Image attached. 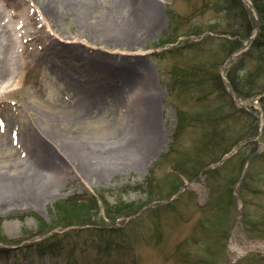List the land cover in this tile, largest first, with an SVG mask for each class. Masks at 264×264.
I'll list each match as a JSON object with an SVG mask.
<instances>
[{
  "label": "rangeland",
  "instance_id": "374dc122",
  "mask_svg": "<svg viewBox=\"0 0 264 264\" xmlns=\"http://www.w3.org/2000/svg\"><path fill=\"white\" fill-rule=\"evenodd\" d=\"M42 1L0 0V42L12 19L13 37L22 44L29 38L30 62L0 96V174L24 178L25 134L40 152L49 147L44 128L57 122L111 166L102 175L96 163L66 164L70 149L52 145L60 170L45 199L32 202L24 187L17 197L0 195V240L7 243L0 241V264H264V93L252 97L264 90V22L252 0L239 1L247 12L240 16L229 0H154L159 23L134 42L118 29L105 40L85 31L108 30L127 12L137 21L125 30L147 28L138 0L126 1L119 14L117 0H70L73 8L59 4L47 20ZM93 2L82 19L80 9ZM244 17L253 27L250 41L240 40ZM110 67L124 70L114 79ZM72 79L100 101L77 121ZM115 83L124 87L120 99L105 93ZM145 83L154 102L146 135L139 116ZM120 131L135 150H151L140 165H127L128 150L110 152ZM179 164L186 171L176 170ZM176 176L181 185L167 193ZM78 196L96 202L87 223L76 219L85 207L63 204ZM118 199L137 209L111 220L105 208ZM57 202L63 205L56 209ZM57 215L70 216V226H54Z\"/></svg>",
  "mask_w": 264,
  "mask_h": 264
},
{
  "label": "bare ground",
  "instance_id": "6f19581e",
  "mask_svg": "<svg viewBox=\"0 0 264 264\" xmlns=\"http://www.w3.org/2000/svg\"><path fill=\"white\" fill-rule=\"evenodd\" d=\"M126 1L128 0H117L115 3V9L117 10V13L119 14L124 7L127 5ZM68 4L69 6L72 5L70 0H43L40 3V10L42 12L43 18L45 20L51 18L55 14V7H58L59 4ZM139 6L141 7L140 11H142L144 17H145V23L148 26L147 28L144 27H135L134 29H129L128 31L125 30V27L136 25L135 18L133 16L134 13L127 12L126 16L124 18L119 19L120 24L114 23L111 21L108 25L110 28L108 30L105 29V31L101 30L105 26L100 27V32H92V30H86L85 35L87 38L94 39L100 38V40H105L104 34L109 36L111 30L118 29L121 31V33L124 35L129 34L127 37L129 41L134 42L138 41L140 38H143L150 33H152V28L156 27L159 23V13H158V6L154 0H138ZM6 5L9 6L8 2H6ZM18 4H15V6ZM96 6L95 2L93 3H87L84 7L80 9L81 11V18L84 19L89 15L91 9H93ZM74 5H72V8ZM75 9V8H74ZM3 17H5L6 14H3ZM8 16V15H7ZM12 17V15H10ZM115 16V15H114ZM137 21V20H136ZM13 21L10 19L5 27V33L2 34L6 36V40L3 39L2 42H0V96L4 95L8 92L9 87L13 85L14 83L18 82L20 79V75L22 73H25L27 68L29 67L30 62L26 58V52L25 47L27 46V42L29 38L24 40V43H20V40L18 38L13 37V34H15V30L13 26ZM127 25V26H126ZM133 25V26H134ZM2 27V26H0ZM16 27V26H15ZM25 35L27 33H24ZM1 35V36H2ZM22 37V36H21ZM24 38V37H22ZM113 38V37H112ZM65 43H69L64 41ZM48 45V43H46ZM51 45V44H50ZM54 45V44H53ZM51 45L49 48V51H55L58 53V49H55V47ZM18 46V47H17ZM45 46V45H44ZM63 49L67 48L66 46H62ZM15 49H17L15 51ZM15 51V53H14ZM66 52L69 53V50H66ZM14 53V54H13ZM111 71V75L114 79H116L117 75H119L120 70H124L122 68H109ZM128 70V69H127ZM128 77H132V80L136 75L134 70L130 69L128 70ZM141 78V76H139ZM132 80H129V82L125 83L126 85L130 84V82H133ZM72 85L76 90L77 95V101H76V111L75 116L73 117L75 121L79 120L80 118L90 116L93 114L98 105H100V101L96 97L95 93H89V91L85 90L84 82L80 79H72L71 81ZM125 85V86H126ZM111 90L105 91V93H111V95L114 98L120 99L125 94L124 87L120 84L115 83L113 87L110 88ZM144 96L142 99V113H139L140 115V122L143 126L148 128V131H144V135L149 134L151 131L150 126L151 124V117L153 115L154 111V102L151 95L152 88L147 83L144 84L143 89ZM104 92H102L103 94ZM57 122V121H56ZM45 130H47L49 136V139H45L49 143L46 145H41L39 147L40 152H37L34 148L35 144L34 141H37L34 139V137H30L29 133L25 134V139L27 141V144L29 146L28 151V158H27V164L28 168H25V172L22 174L24 178H21V180L6 177L4 175L0 174V195L6 194L5 196H9V198L17 197L19 194L17 189H21L24 187V190L26 192L31 193V201L35 203H39L41 200L45 199L51 191L56 187L57 184V177L58 172L60 170V163H57L56 156L58 153H55L52 151L51 146L58 147V145L63 146L65 148H69L70 151L67 150L69 160L63 158L64 163L66 164H78L79 165H89L91 163L98 164V167H100V174L106 173L105 171L108 170L111 166V162H99L100 158H104L102 155L103 153L94 151L89 149L88 146L83 145L82 143L74 141L73 138L69 139L67 137L68 133L66 124L62 122H57L55 125L53 124L51 127H45ZM117 140H114L112 143V146L109 147L110 152L115 154L116 152L128 150L127 156L125 161L128 163L127 165H133L138 166L141 164V161L146 158V156L149 154L151 150L147 148V146L143 147V149L135 150L134 144H130L133 140L132 138H128V135L122 131H120L117 135ZM50 140V141H49ZM119 140V141H118ZM76 144V145H74ZM78 146V147H77ZM113 148V149H112ZM66 151V150H65ZM103 152V151H102ZM99 158V159H97ZM46 171V172H45ZM48 172V173H47ZM36 193H39L36 195ZM35 194V195H34ZM4 196V197H5ZM3 197V198H4ZM1 198V196H0ZM3 200V199H2Z\"/></svg>",
  "mask_w": 264,
  "mask_h": 264
},
{
  "label": "trees",
  "instance_id": "16d2710c",
  "mask_svg": "<svg viewBox=\"0 0 264 264\" xmlns=\"http://www.w3.org/2000/svg\"><path fill=\"white\" fill-rule=\"evenodd\" d=\"M240 0H229L228 1V6H231L232 8H234L235 9V11L237 12V16H240V15H245L247 12H246V10L243 8V6H241V3L239 2ZM252 2H253V5H254V8H255V10H256V12L258 13V15L260 16V19H261V21L262 22H264V0H252ZM227 6V7H228ZM226 7V8H227ZM243 24H242V28L239 30V33H241L242 34V37H241V41H244V40H246V39H248L250 36H251V32H252V26H251V22H250V20L248 19V18H246V17H244V19H243ZM261 33H263L264 32V28H261ZM233 34V33H232ZM234 35H236V34H234ZM240 40H239V42H240ZM232 43V42H231ZM260 43V42H259ZM258 43V41L257 42H255L254 44H257V46H259V48L261 49L262 48V45L263 44H259ZM239 44L241 45V43H237L236 44V46H234V49L236 48V49H238L240 46H239ZM231 46V45H230ZM258 48V49H259ZM229 81H230V84H231V86H232V88H233V90H235V91H239V88L238 87H236V83H235V81H234V79H232L231 77H230V79H229ZM262 93H264V90H262V89H260L259 91H258V93H255V94H252V97L254 96V95H260V94H262ZM246 95L244 94V96L243 97H245ZM258 99V98H257ZM258 100H260L261 102H263L264 101V97H260ZM226 152H228V150H225L224 151V153H226ZM223 153V154H224ZM211 161H213V162H215L214 160H208L207 159V161L206 162H211ZM207 163V164H208ZM182 167V168H181ZM176 170H180V171H186V166L183 164V166H181L180 164L175 168ZM195 170V169H194ZM196 172H197V170L195 171V174H196ZM194 174V175H195ZM173 182L172 183H170V186H169V190H168V192L167 193H171L172 194V192H175L178 188H179V186L181 185V183H182V181H181V179L179 178V177H173ZM80 196H78V197H76V198H69V199H67L68 201H66V202H63V204H70V201L72 202V204L74 203H76L77 204V206H76V208H79L78 206H82V207H85L83 210H84V212L82 213V214H80V215H77V217H76V214H75V217H76V219H80L79 221H82V222H80V223H83V222H85V223H87L89 220H90V217L92 216V214L93 213H95L96 214V211L95 210H97V209H95L94 210V207H95V205H96V202L94 201V198H88V201L86 200V199H83V198H79ZM87 203V204H86ZM62 204V202H57V205H56V209H57V206L58 205H61ZM62 204V205H63ZM81 207V208H82ZM61 208H62V206H61ZM60 208V209H61ZM90 209H92V210H94V211H92V212H89L90 211ZM137 208H135V206H133V204L132 203H128V202H126V201H123V200H120V199H118V200H116L115 202H114V204L113 205H108V206H106V208H105V215H106V217H108L109 219H111V220H114L115 218H117V217H119L120 215H127V214H129V212H127V211H130V213H131V211H135ZM63 211H65V209H62ZM87 210H88V213H87ZM58 211V210H57ZM125 212H127V213H125ZM92 213V214H91ZM72 216H74V215H72ZM57 218H58V220H56V221H54L53 222V225L54 226H60V227H62V228H65V227H68V226H70V222H71V217L70 216H68V215H63L62 217L60 216V215H57ZM81 218H83V219H81ZM87 218L89 219V220H87ZM74 221V220H73ZM75 222H77V221H74V223ZM1 241V243L2 244H7L6 242H3L2 240H0Z\"/></svg>",
  "mask_w": 264,
  "mask_h": 264
}]
</instances>
